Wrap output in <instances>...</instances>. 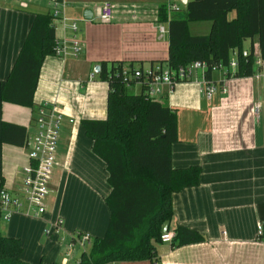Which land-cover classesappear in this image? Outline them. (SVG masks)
<instances>
[{
    "label": "crops",
    "instance_id": "crops-1",
    "mask_svg": "<svg viewBox=\"0 0 264 264\" xmlns=\"http://www.w3.org/2000/svg\"><path fill=\"white\" fill-rule=\"evenodd\" d=\"M21 1L27 6L0 0V183L18 191L23 168L29 164L25 146L3 142V123L25 128L26 135L35 132L38 105L57 104L63 113L65 152L61 172L49 183V194L54 192L55 196L53 199L48 194L45 215L15 214L9 221L0 220V224L6 222L5 230H0L21 240L25 261L62 264L68 258L67 264H77L89 248L75 244L80 254L73 257V250L68 255L76 234L102 238L111 217L106 203L111 192L106 163L93 152V141L82 125L84 119H105L108 115L109 84L95 82V67L102 61H122L125 66L147 70L164 63L169 57V35L161 34L159 27L165 23L158 21V13L172 0L62 3L60 17L67 25L55 19L57 39L71 40L76 35L83 53L46 58L34 95L35 107L1 97V82L10 75L35 14H52L54 10L50 0ZM106 2L115 9L111 23L95 20L97 8ZM87 10L92 11L91 19L84 16ZM72 21L78 24L77 33L70 26ZM201 77L198 74L195 80L177 83L168 96L169 106L178 114L179 141L172 145V164L175 168L201 167L197 186L173 193L174 217L168 231L186 226L198 231L204 241L182 246L154 241L158 256L154 262L106 264H264V235L261 237L259 228V205L264 203V76L224 77L214 72V81L227 91L218 89L211 99L201 91ZM21 130L12 129L9 138L19 141ZM59 219L62 224L56 232Z\"/></svg>",
    "mask_w": 264,
    "mask_h": 264
},
{
    "label": "trees",
    "instance_id": "trees-1",
    "mask_svg": "<svg viewBox=\"0 0 264 264\" xmlns=\"http://www.w3.org/2000/svg\"><path fill=\"white\" fill-rule=\"evenodd\" d=\"M186 17L170 16L161 6L158 21L166 23L172 69L200 60L208 64V78L214 65H229L236 57L234 76L254 75L253 54L243 56L258 42L264 57V0H189ZM235 12V17L229 14ZM210 21V33L193 35L191 22ZM55 18L36 13L33 24L7 79L1 82L3 101L35 107L34 95L46 58L55 55ZM99 79L109 84L108 115L105 119H84L85 134L93 141V152L105 163L111 192L106 198L110 223L104 237L90 241L77 264H106L157 260L154 241L161 242L162 227L174 217L172 195L200 183L201 167L175 168L172 145L179 141L178 114L163 101L150 100L141 92L130 94L122 79L125 63L102 61ZM12 129H22L21 139L9 138ZM26 130L3 123L2 140L26 144ZM264 235V203L259 205ZM204 241L196 230L179 225L173 246ZM21 240L0 230V264H33L22 259ZM38 264H49L43 261ZM58 264V263H53ZM60 264V263H59Z\"/></svg>",
    "mask_w": 264,
    "mask_h": 264
},
{
    "label": "built area",
    "instance_id": "built-area-1",
    "mask_svg": "<svg viewBox=\"0 0 264 264\" xmlns=\"http://www.w3.org/2000/svg\"><path fill=\"white\" fill-rule=\"evenodd\" d=\"M19 1L22 7L27 3ZM54 6L53 17L61 20L64 26L67 20L61 18L59 6L66 3V0H50ZM180 10L176 4L168 6V12ZM115 9L113 4L106 2L96 10L95 20L101 23H111L115 18ZM166 24V23H165ZM165 24L160 25L159 30L162 35L168 33ZM74 33L78 31V24L72 21L70 24ZM56 56L66 57L72 55L78 57L83 53V46L76 35L71 40L66 37L56 39L54 46ZM253 54L257 71L256 77L259 79L264 76V57L262 56L259 43L253 44V49H245L244 57ZM238 68L236 57H233L229 65H214V72H221L224 77L234 76ZM209 69L208 64L204 61H194L189 65L180 66L178 69H172L167 63H157L150 69L136 68L125 66L122 71L124 83L130 87L139 85L141 92L150 100L163 101L168 97L177 83L181 81L195 80L198 74L200 79L201 91L211 99L218 89L226 92L227 89L222 85L219 86L213 78L206 76ZM259 106L257 105V112ZM72 121V120H71ZM64 115L59 110L57 104L44 103L35 108L34 124L35 132L29 133L26 138L25 148L28 151L29 164L23 168L24 176L22 185L18 191H12L0 183V220L9 221L15 214H24L30 216L42 217L47 212V197L49 194V183L56 164V153L60 142L61 130L63 127ZM62 224L59 219L55 225L56 232ZM260 233L262 224L259 225ZM50 233V231H48ZM175 238V232L167 231L161 234L162 243H172ZM92 238L88 234H76L74 240L69 244L68 255H71L75 244L85 249ZM68 258H65L62 264H67Z\"/></svg>",
    "mask_w": 264,
    "mask_h": 264
},
{
    "label": "rangeland",
    "instance_id": "rangeland-1",
    "mask_svg": "<svg viewBox=\"0 0 264 264\" xmlns=\"http://www.w3.org/2000/svg\"><path fill=\"white\" fill-rule=\"evenodd\" d=\"M173 2L174 1L172 0L171 2H169V4L172 5ZM177 4L180 6L181 9L177 10V11L173 10L172 15L174 17H177V18H185L186 17V9L184 8L185 6L182 5L181 3L179 4V2H177ZM234 16H235V12H232L230 14V18H232ZM211 25H212V23L210 21L191 22L189 25V30H190V33L193 35H207L210 33ZM93 72H94V69H93ZM101 81L102 80L99 79L98 74H96L95 82H101ZM81 90H80V93L83 94V90L82 91ZM128 92L130 94H139V93H141V87L139 85L130 86V87H128ZM72 116L74 117L75 120L78 119V116H76V115H72ZM106 118H107V116H106ZM63 130H64V124H63V128L61 130V137H60L61 140H60V144H59V145H61V147L60 148L58 147L57 153H56V164L54 166L53 174H52L53 178H54V176L57 177L59 175V172H61V170H62V163H63L64 152H65L64 148L62 149V143H63L62 140H63L64 135H65ZM62 154H63V158H61ZM52 177H51V181H52ZM51 181H50V183H51ZM49 195H50V197H52L54 199V196H55L54 192H51ZM5 225H6V222H2L0 224V228L3 231L5 230ZM78 248H79L78 246L75 247V249H74L75 252L73 253V257L80 254V251ZM88 248H90V247L88 246Z\"/></svg>",
    "mask_w": 264,
    "mask_h": 264
},
{
    "label": "water",
    "instance_id": "water-1",
    "mask_svg": "<svg viewBox=\"0 0 264 264\" xmlns=\"http://www.w3.org/2000/svg\"><path fill=\"white\" fill-rule=\"evenodd\" d=\"M183 1H184V3H187V0H183ZM84 16H85V18H87V19H91V18H92V11H91V10H87V11H85ZM100 70H101V65H96V67H95V72L99 74V73H100ZM169 224H170V221H166V222L164 223V225H163V227H162V233L168 231V229H169Z\"/></svg>",
    "mask_w": 264,
    "mask_h": 264
}]
</instances>
